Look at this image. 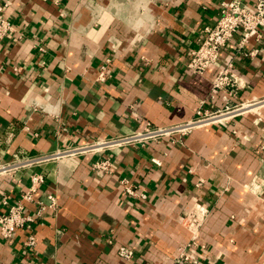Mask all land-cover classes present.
<instances>
[{
  "label": "crops",
  "instance_id": "1",
  "mask_svg": "<svg viewBox=\"0 0 264 264\" xmlns=\"http://www.w3.org/2000/svg\"><path fill=\"white\" fill-rule=\"evenodd\" d=\"M223 0H0L15 31L0 40V161L170 126L199 108L253 102L248 111L194 128L182 138L51 160L0 176V211L17 202L32 171L50 204L35 223L0 237V264H188L187 217L208 209L191 251L198 264H264V29L223 48L204 74L187 67L188 49L213 26ZM250 9L257 0H245ZM146 5L144 13L141 6ZM110 75L99 81L102 64ZM232 65L244 87L212 92ZM229 97V98H228ZM109 157L111 172L93 163ZM128 178L145 198L123 191ZM37 206L28 203V211ZM134 250L127 259L119 248Z\"/></svg>",
  "mask_w": 264,
  "mask_h": 264
},
{
  "label": "built area",
  "instance_id": "2",
  "mask_svg": "<svg viewBox=\"0 0 264 264\" xmlns=\"http://www.w3.org/2000/svg\"><path fill=\"white\" fill-rule=\"evenodd\" d=\"M141 6V12L146 9ZM264 29V0H257L255 8L250 9L245 0H223L218 13V19L213 26H206L198 37L195 45L189 47V59L187 67L194 74H204L209 67L214 65L223 50L234 39L236 34L241 35L239 46L247 45L251 38H260ZM15 31L13 22L7 18L0 8V40L5 39ZM109 63L102 64L98 74L99 81H105L109 75ZM244 87L237 75L233 72L232 65L221 69L213 78L212 92L224 91L228 96H235L239 88ZM229 98V97H228ZM253 102H242L232 105L225 103L223 108L212 106V108H199L194 118L186 122L170 126L153 125L147 123L145 127L130 134L115 135L104 139H95L87 143L62 147L50 153L32 154L24 157L0 161V176L14 175L26 168H33L51 160H59L65 157H74L91 152H102L106 149L122 145L142 144L156 141L164 137L173 139L182 138L194 128L212 122H223L234 118L251 109ZM264 149V144L263 147ZM95 171L111 172L114 165L109 157L101 158L93 163ZM123 191L129 195L145 198L146 194L138 191L128 178L120 180ZM45 184L43 171H32L30 185L22 192L17 202L9 205L8 209L0 211V237L4 239L13 238L18 230H24L26 238L24 244L29 248L37 245L35 223L43 216L48 206L56 204V196L53 192H47L50 204L45 203L36 194ZM2 204L8 205L6 196L0 199ZM28 203L37 206L35 212L28 211ZM208 209L203 206L195 207L188 215V226L192 231V242L181 250L180 260L188 264H198L195 255L191 251L197 247L198 230L206 217ZM121 256L130 259L134 250L128 246L119 248Z\"/></svg>",
  "mask_w": 264,
  "mask_h": 264
},
{
  "label": "bare ground",
  "instance_id": "3",
  "mask_svg": "<svg viewBox=\"0 0 264 264\" xmlns=\"http://www.w3.org/2000/svg\"><path fill=\"white\" fill-rule=\"evenodd\" d=\"M252 110V109H251Z\"/></svg>",
  "mask_w": 264,
  "mask_h": 264
}]
</instances>
